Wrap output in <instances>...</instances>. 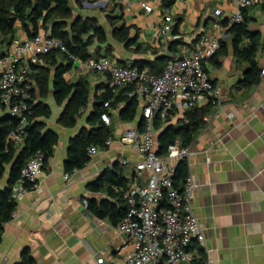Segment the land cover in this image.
Masks as SVG:
<instances>
[{"label":"crops","instance_id":"crops-1","mask_svg":"<svg viewBox=\"0 0 264 264\" xmlns=\"http://www.w3.org/2000/svg\"><path fill=\"white\" fill-rule=\"evenodd\" d=\"M236 1L175 0L167 15L161 0H121L122 8L114 10L112 3L106 0H69L73 17L95 19L107 33V42L99 43L95 39L89 52L99 50L100 54L107 53L110 59L124 65L170 55L168 43L175 40L174 36L180 40L177 47L180 55L190 53L193 40L202 33L221 36L225 53L204 62L210 78L222 87L221 105L195 135L186 160L188 174L195 182L193 208L205 234L204 247L193 243L196 256L199 249L203 256L201 262L196 260L194 264L206 261L210 264H264V75L259 74L258 82L253 85L245 84L247 62L236 61L227 29L212 27L214 21L235 12ZM263 2L246 10V16L251 19L248 27L258 36L255 59L259 68L264 66ZM141 3L150 4L151 10H145ZM215 8H220L221 16L213 15ZM116 15L121 18L115 25L124 24L129 28L131 43L128 46L112 37L110 18ZM177 19L180 22L176 35L162 31L164 24L174 25ZM15 33L27 37L19 23H16ZM36 64L46 65L42 59ZM32 75L33 70L30 77L36 89ZM80 76L87 77L92 93L102 92L103 88L99 87L109 83L105 74L82 73L73 60L64 77L74 81ZM33 102L48 106L50 117L38 118L45 123L44 130L55 131L58 139L45 163V173L39 178L40 188L28 191L21 200H14L12 216L3 223L0 264L19 262L24 247H29L36 264H123L133 247L116 229L120 218L114 221L109 216L98 217L91 212L88 203L125 205L119 192L129 185L133 166L140 155L117 138L127 128H139L140 100L138 114L130 122L118 116L122 104L109 106L115 135L106 149L99 148L82 168L69 173L68 179L64 178L67 173L64 162L69 142L82 127H88L87 116L92 107L84 109L74 127H64L58 122L63 106L55 103L52 89L45 97L36 94ZM182 117L175 112L171 123ZM158 132L156 129V138ZM106 170L121 173L126 185H109L104 181L103 188H93ZM7 181L8 173H5L0 178V192ZM160 263L165 264L163 259Z\"/></svg>","mask_w":264,"mask_h":264},{"label":"built area","instance_id":"built-area-1","mask_svg":"<svg viewBox=\"0 0 264 264\" xmlns=\"http://www.w3.org/2000/svg\"><path fill=\"white\" fill-rule=\"evenodd\" d=\"M260 2L237 0L235 12L227 17L228 24L222 25L216 20L212 27L226 30L231 23L243 20V9ZM141 5L145 10H151L150 4ZM164 13L168 15L170 8H165ZM213 15L221 16L220 8H215ZM171 28L172 25L167 23L162 31H171ZM220 40L219 34H200L193 40L190 53L171 54L158 73L148 67L121 65L104 54L84 59L68 54L78 63L82 73L105 74L113 87L132 85L130 95H135L141 102L142 128H127L117 138L140 155L133 166L129 185L121 189L126 208L116 229L133 247L123 264H159L161 259L165 264H194L193 243L205 246L204 228L193 208L195 182L192 175H187L181 191L173 184L176 167L187 160L190 146L176 139L168 146L166 154L159 155L153 120L155 116L165 120L172 111L183 116L193 107L210 105L211 113L220 107L222 87L210 78L204 67L205 60L219 48ZM52 50L67 52L61 38L39 28L32 37L15 36L0 55V116L15 121L7 134V142L15 147L23 145L31 114L29 101L34 88L31 65ZM260 75H264V66L260 68ZM211 113L203 120L207 121ZM100 118L106 125L111 123L108 102L103 104ZM98 151L95 145L88 148L90 157ZM44 173V154L38 149L27 159L18 179L11 185L12 199L21 200L28 191L39 189V178ZM64 178L68 179L69 173H65Z\"/></svg>","mask_w":264,"mask_h":264},{"label":"trees","instance_id":"trees-1","mask_svg":"<svg viewBox=\"0 0 264 264\" xmlns=\"http://www.w3.org/2000/svg\"><path fill=\"white\" fill-rule=\"evenodd\" d=\"M106 1L112 3V10L122 8L121 0ZM174 1L161 0V6L170 8ZM261 4L264 8V2ZM247 8L242 10L243 20L231 23L227 28V32L231 39V49L236 61L247 62L248 64L245 69L244 83L253 85L258 82L260 74V68L257 66L255 59L259 42L257 33L248 27L251 19L246 16ZM120 18V15L110 18L112 37L128 46L131 43L129 28L124 24L115 25V22ZM179 22L180 19H177L175 24L172 25L171 31L174 35L178 33ZM16 23H19L20 28L26 33L27 37H32L39 28L49 30L52 36L61 38L64 41L67 52L52 50L40 56V59L46 65H31L34 74L32 76L36 81L38 92L36 93V89L33 88L29 101L31 114L26 129L27 134L21 147H15L7 142L8 131L15 125V121L8 116H3L0 119V178L8 173L7 186L0 192V239L3 223L11 218L15 207L10 187L18 179L21 167L31 154L38 149L43 152L44 162L46 163L52 155L54 145L58 139L55 131L44 130L45 123L38 118H48L51 113L47 105L33 102L36 94L45 97L52 89L55 103L57 106H63L58 122L64 127H74L84 109L89 105L92 107L90 114L87 116L88 127H82L78 135L69 142L67 158L64 162V169L67 173L82 168L90 160L88 148L91 145L106 149L107 141L113 138L112 125H106L100 118L102 106L105 102H108L110 107H117L122 104L118 114L122 121H133L138 114V98L135 95H130V92L133 91L132 85L119 88L113 87L109 80V83L102 84L99 87L103 88L102 92L97 93L96 90L92 93L90 82L86 76H80L74 81L66 80L64 77L65 72L73 64V60L68 57V54L81 59L102 55L99 50L90 53L88 49L95 39L99 43H106L108 39L106 31L97 24L95 19H84L81 16L73 17L69 0H0V55L3 54L10 41L16 36ZM220 23L227 25L228 18L222 19ZM179 43L178 38L168 43L170 55L177 53ZM225 51L222 49L220 40V46L212 57L223 54ZM104 55L108 56L107 53H104ZM170 55L158 56L152 60H135L132 65L148 67L151 71L158 73L163 69ZM63 60L66 62L64 63ZM216 63L218 64L219 61L216 60ZM212 110L210 105L193 107L187 110L183 117L178 118L175 123H171L175 111H172L165 120L155 116L153 120L154 127L161 131L157 139V153L159 155L166 154L168 146L176 139H180L184 145H190L199 129L204 125L203 117L211 113ZM142 125L143 120L141 119L139 122L140 129ZM187 175V161L185 160L177 165L173 175V184L178 190L183 189ZM98 180L94 182L93 188L95 189L103 188L105 182L115 186L124 187L126 185V178L121 173L116 174L113 170H106L101 179ZM119 198L121 201L123 200L121 192H119ZM88 207L98 217L109 216L114 221L122 217L126 208L125 205L115 207L107 202H102L99 205L89 202ZM196 254L194 263H196V260L201 262L203 258L202 250L199 249V256H196ZM16 264H36L29 247L22 249L20 260Z\"/></svg>","mask_w":264,"mask_h":264},{"label":"water","instance_id":"water-1","mask_svg":"<svg viewBox=\"0 0 264 264\" xmlns=\"http://www.w3.org/2000/svg\"><path fill=\"white\" fill-rule=\"evenodd\" d=\"M160 134H161V131H159V132L157 133V139H158V137L160 136Z\"/></svg>","mask_w":264,"mask_h":264},{"label":"rangeland","instance_id":"rangeland-1","mask_svg":"<svg viewBox=\"0 0 264 264\" xmlns=\"http://www.w3.org/2000/svg\"><path fill=\"white\" fill-rule=\"evenodd\" d=\"M37 89H38V88H36V90H37ZM113 128H114V125H113ZM113 132H114L113 134L115 135V129H114V131H113Z\"/></svg>","mask_w":264,"mask_h":264}]
</instances>
